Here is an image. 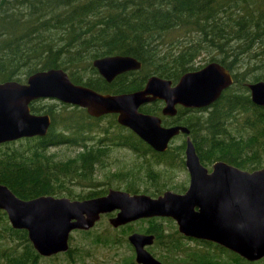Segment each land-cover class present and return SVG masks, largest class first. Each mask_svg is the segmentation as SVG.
I'll list each match as a JSON object with an SVG mask.
<instances>
[{
	"label": "trees",
	"instance_id": "1",
	"mask_svg": "<svg viewBox=\"0 0 264 264\" xmlns=\"http://www.w3.org/2000/svg\"><path fill=\"white\" fill-rule=\"evenodd\" d=\"M116 54L136 57L142 69L107 82L93 61ZM203 55L229 68L233 85L209 107H180L176 117L163 116V123L189 127L204 165L223 160L243 169L263 168L264 106L253 102L248 83L264 80V0H0V82H25L37 71L63 68L75 83L103 93H125L142 89L151 75L175 83L184 73L205 66H196ZM31 108L52 116L48 134L19 140L26 141L21 147L10 146L16 142L0 145V183L23 199L103 194L96 189L82 196L71 186L97 188L96 166L102 165L106 151L87 141L99 129L149 158L146 174L154 181V196L167 186L160 168L185 167V143L156 151L115 116L109 117L115 127L110 131L83 108L74 107L65 116L54 104L33 102ZM161 108L154 102L141 110L161 115ZM65 145L83 150L65 159L51 151ZM135 185L126 187L136 192ZM146 231L162 242L161 225L152 223ZM116 237L95 240L114 243ZM63 254L76 264L73 249ZM42 258L28 232L14 228L0 209V264H39Z\"/></svg>",
	"mask_w": 264,
	"mask_h": 264
},
{
	"label": "water",
	"instance_id": "2",
	"mask_svg": "<svg viewBox=\"0 0 264 264\" xmlns=\"http://www.w3.org/2000/svg\"><path fill=\"white\" fill-rule=\"evenodd\" d=\"M93 66L108 81L131 70H140L142 61L130 55L96 58ZM234 83L233 72L218 61L184 73L177 82L151 75L144 88L125 93H103L72 81L63 68L31 74L25 82H0V144L26 137L46 136L52 124L49 114L31 111L32 101L53 98L86 109L93 117L117 114L119 124L128 127L155 150L164 152L171 140L187 134L186 166L190 186L185 193L166 191L158 197L111 189L107 195L72 199L40 195L30 199L17 196L0 183V209L11 225L28 232L39 255L52 257L70 250L75 230L89 231L102 215L118 228L141 218L172 217L187 235L218 242L242 256L264 257V167L246 170L226 161H216L212 171L205 166L185 125L165 126L156 114L140 110L144 104L163 100V114L175 116L178 106L204 108L217 101ZM252 100L264 106V80L248 83ZM154 235L133 233L130 242L141 264H163L146 246Z\"/></svg>",
	"mask_w": 264,
	"mask_h": 264
},
{
	"label": "rangeland",
	"instance_id": "3",
	"mask_svg": "<svg viewBox=\"0 0 264 264\" xmlns=\"http://www.w3.org/2000/svg\"><path fill=\"white\" fill-rule=\"evenodd\" d=\"M210 58L208 56L203 55L198 58L196 62V66L206 65L209 63ZM56 103L52 99H43L38 102L39 105L47 106L49 104ZM60 109H62V115L65 116L70 114L74 108V106H64V104H60ZM110 119H105L100 121V126H108ZM92 136H102V132L100 129L92 134ZM185 137L179 136L173 141V146L180 145L184 142ZM19 141V140H18ZM14 141L16 143L9 144L11 147H21L25 145L26 141ZM52 152L57 153L58 158L65 159L70 156H74L78 153L79 148L71 147V146H60L57 148H52ZM149 158L140 156L135 152L125 149L123 147L114 148L111 152V156L107 160V166L99 168V175L96 176L95 181L98 183V188L82 186L80 184L71 185L75 193L78 195L86 196L91 190L96 189H108L110 187L116 188L118 186L125 187L127 185L126 178L133 176L136 174L138 176L146 178V170L149 168ZM164 167V166H162ZM159 169V168H158ZM163 173L161 179L167 181L166 189H171L174 191H181V188L184 185H188L189 183V175L186 167H176V168H160ZM121 175V176H118ZM149 180V179H148ZM154 185V181H149ZM138 184V183H137ZM142 188L146 187V184L140 183ZM93 188V189H92ZM79 199V198H77ZM109 215H104L102 219L96 224L94 228L90 230L89 233L82 230H75L71 234L70 245L71 249L74 252V258L76 259V264H131V258L134 255L133 249L129 246L128 243L123 241V237L128 236L131 229L135 231L144 232L153 222L155 221H140L133 223V226L129 228H125V230H119L114 228L109 222ZM159 222V221H157ZM166 227V233H173L175 231L174 224L170 221L163 222ZM162 223V224H163ZM117 235L118 244L115 242H96L97 236L105 239L106 237H114ZM3 244L11 245L13 242H3ZM183 245L187 248H191L193 250H201V251H209L211 247L202 245L195 241H187L185 240ZM152 251L158 257H165L166 250L163 247L157 246L152 249ZM181 254V253H178ZM218 256L224 261L227 254L218 253ZM161 257V258H162ZM68 256L63 253L57 254L52 257H43L39 264H70L69 260H67ZM171 264L173 260L169 258Z\"/></svg>",
	"mask_w": 264,
	"mask_h": 264
},
{
	"label": "flooded vegetation",
	"instance_id": "4",
	"mask_svg": "<svg viewBox=\"0 0 264 264\" xmlns=\"http://www.w3.org/2000/svg\"><path fill=\"white\" fill-rule=\"evenodd\" d=\"M134 71H138V70H131V71H128V72H134ZM126 73V72H125ZM101 75V74H100ZM102 76V75H101ZM119 76V75H118ZM117 76V77H118ZM103 77V76H102ZM116 77V78H117ZM115 78V79H116ZM149 78V77H148ZM103 79H105L107 82H112L114 81L115 79H113L112 81H108L105 77H103ZM148 80V79H147ZM147 82V81H146ZM146 84V83H145ZM145 86V85H144ZM144 88V87H143ZM249 88V87H248ZM106 93H110V92H106ZM43 99H52L54 100V102L56 103H52L54 104L55 108H60V104H65L63 102H60L56 99H53V98H40V99H37V100H34L31 102V104L33 102H36L38 103L39 101L43 100ZM154 102H160L161 105H162V108H161V115H159L163 121H164V117H167V118H172V117H176V114L175 116H169V115H164L163 114V107L165 105V102L163 100H156V101H153V102H150V103H147V104H151V103H154ZM31 104H30V107H31ZM147 104H144V105H147ZM67 105H71V104H67ZM143 105V106H144ZM73 106V105H71ZM74 107H78V106H74ZM142 107V106H141ZM180 107L182 108H185V109H204V108H186V107H183V106H178V111L180 109ZM209 107V106H208ZM81 108V107H79ZM84 109V108H83ZM86 110V109H85ZM141 110V108H140ZM31 111H32V108H31ZM142 111V110H141ZM33 112V111H32ZM87 112V111H86ZM143 112V111H142ZM35 114H49L50 113H45L44 110L41 112V113H36V112H33ZM146 113V112H145ZM150 114H153V113H150ZM157 115V114H156ZM51 116V115H50ZM111 116H115L116 120H117V114H106V115H103L101 117H95V118H99L101 121L105 120V119H109V117ZM93 117V116H92ZM52 118V116H51ZM52 122H53V118H52ZM118 122V121H117ZM173 122V121H172ZM164 124V123H163ZM52 125V124H51ZM121 125V124H120ZM165 125V124H164ZM172 125H178V124H172L171 125H165V126H172ZM51 127V126H50ZM109 128L110 131H114L115 130V127L109 123V125L107 126ZM128 128V127H127ZM50 130V129H49ZM134 132V131H133ZM179 136H184L185 139H184V142L185 143V148H184V156H185V167L187 168L186 166V147H187V134L185 133H180L179 135L175 136L170 144H169V147L170 146H173V141L179 137ZM36 137V136H35ZM114 136H105L102 132V136H91L88 138V146H93L95 148H103L105 149V154H106V157L104 158V161L101 162L102 165L98 164L96 166V176L99 175V168L101 167H105L107 166V160L108 158L111 156V152L114 148H125V149H129L133 152H135L133 149L127 147V146H121L120 144L117 143V141L113 138ZM191 137V136H190ZM26 138H32V137H26ZM26 138H21V139H18V140H22V139H26ZM141 138V137H140ZM142 139V138H141ZM192 139V138H191ZM18 140H15V141H18ZM143 140V139H142ZM144 141V140H143ZM193 141V140H192ZM11 142H14V141H10V142H5V143H11ZM146 142V141H145ZM5 143H2V145H5ZM147 143V142H146ZM182 143V144H183ZM194 143V142H193ZM148 144V143H147ZM1 145V144H0ZM150 145V144H148ZM195 145V144H194ZM151 146V145H150ZM71 147H74V146H71ZM152 147V146H151ZM77 148V147H76ZM153 148V147H152ZM154 149V148H153ZM169 149V148H168ZM167 149V150H168ZM81 150H83V148H79V151L80 152ZM157 151V150H156ZM160 152V151H159ZM165 152V151H164ZM137 154V152H135ZM141 156V155H140ZM215 163V162H214ZM213 163V164H214ZM212 164V165H213ZM212 165L210 166H207L209 168V171L211 172L212 171ZM243 169V168H242ZM259 169V168H258ZM248 170V169H246ZM256 170V169H255ZM188 171V169H187ZM252 171V170H251ZM188 175H189V183L188 185H184L182 188H181V191H174V190H171V189H165L161 194H158L157 196H154L150 193V190L153 188V185L152 183H150V186L148 185L149 184V181H153V179H151L147 174H146V178L147 179H143V177L141 176H138V178L136 177V174L133 176H130L129 178H126V181L127 182V185H130V184H133L135 183V187L136 188V192H133V191H130V187H121V186H118L116 188H108V189H97V190H100V191H105L103 194L101 195H98V196H94V197H99V196H104V195H107L109 193V191L111 189H117V190H123V191H127V192H130L132 194H148V195H151L153 197H158L159 195H162L164 192L170 190V191H174V192H178V193H185L187 191V189L189 188L190 186V173L188 171ZM118 176H121V175H118ZM149 179V180H148ZM145 183L146 184V187L145 188H142L140 186V183ZM138 183V184H137ZM94 186H98V183H96V181L94 180ZM97 187V188H98ZM130 189V190H129ZM145 190H149V192L145 191ZM69 197V196H68ZM94 197H89V198H94ZM89 198H84V199H89ZM73 199V198H72ZM116 213H110V214H105V215H109V219L114 216ZM104 215H102L103 217ZM102 219V218H101ZM155 221L153 222V225L154 224H159L163 227V236H162V242L159 243L157 242V236L156 234L154 233H151V232H147L146 230L144 232H139V231H135L134 229H131L130 233L128 236H126L127 240H128V244L129 246L133 249L134 251V255L132 256L131 258V261L130 263L131 264H141L137 261V252H136V249L134 247V245L130 242L129 240V236L133 233H143V234H147V235H154L155 238H154V242L152 244H149L146 246V249L157 259L159 260L160 262H162L163 264H171L170 261H169V258H171V260H173V263L174 264H264V257L260 258V259H256V260H250L244 256H242L241 254L233 251L232 249L230 248H227L225 246H223L222 244L218 243V242H215V241H211V240H207V239H203V238H198V237H195V236H191V235H187L185 234L184 232H181L180 229H179V224L177 222L176 219L172 218V217H163V216H156V217H149V218H141V219H138L136 221H133V222H130L126 225H123V226H120L116 229H122L123 227L124 228H129L131 226H133V223L135 222H140V221ZM159 221V222H157ZM165 221H170L174 224V228H175V231L173 233H166V227L163 226ZM163 223V224H162ZM152 225V224H151ZM150 225V226H151ZM115 228V227H114ZM118 239V238H117ZM116 239L115 243L118 244V240ZM185 240H189V241H195V242H198L202 245H206V246H209L211 247L209 251L205 252V251H201V250H193L191 248H187L183 245L184 241ZM157 246H160V247H163L165 250H166V256L165 257H158L153 251L152 249L154 247H157ZM65 253V252H64ZM178 253H181V254H178ZM218 253H222V254H227L228 257L225 258V260L223 261L221 259L220 256H218L217 254ZM61 254V253H60ZM120 264V262L118 263Z\"/></svg>",
	"mask_w": 264,
	"mask_h": 264
}]
</instances>
